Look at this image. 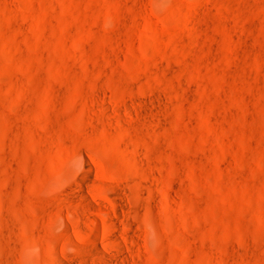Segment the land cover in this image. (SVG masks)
I'll list each match as a JSON object with an SVG mask.
<instances>
[{
    "label": "rangeland",
    "instance_id": "1",
    "mask_svg": "<svg viewBox=\"0 0 264 264\" xmlns=\"http://www.w3.org/2000/svg\"><path fill=\"white\" fill-rule=\"evenodd\" d=\"M0 264H264V0H0Z\"/></svg>",
    "mask_w": 264,
    "mask_h": 264
}]
</instances>
